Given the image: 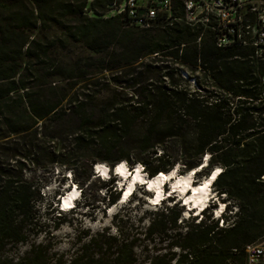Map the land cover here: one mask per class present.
<instances>
[{
    "label": "trees",
    "instance_id": "1",
    "mask_svg": "<svg viewBox=\"0 0 264 264\" xmlns=\"http://www.w3.org/2000/svg\"><path fill=\"white\" fill-rule=\"evenodd\" d=\"M121 2L0 0V264H244L264 237V61L217 48L179 5L140 29L112 13ZM121 162L150 179L218 167L211 188L236 211L215 218L212 202L182 218L171 197L146 226L128 217L114 234L55 237L68 212L40 219L42 174L64 169L80 185ZM116 179L101 180L107 208Z\"/></svg>",
    "mask_w": 264,
    "mask_h": 264
},
{
    "label": "rangeland",
    "instance_id": "2",
    "mask_svg": "<svg viewBox=\"0 0 264 264\" xmlns=\"http://www.w3.org/2000/svg\"><path fill=\"white\" fill-rule=\"evenodd\" d=\"M207 159L208 157L206 156L204 162H206ZM127 169L130 172V169L128 167ZM175 170L176 175L181 176L178 173L177 169ZM193 171L194 170L190 171L189 174L191 172L193 173L190 183L194 186L202 182L206 177L203 176V173L196 176V170L194 171L195 173ZM71 175L68 171L56 167L42 174L44 183H42L43 185L40 192L42 196V203L39 207V216L40 219L43 222L45 221L46 223H48L50 227L52 222L56 221V218L60 216V214L58 213L60 206L61 208H64L62 206L63 199L74 189L77 190V196L72 200L74 208L75 205L79 202L77 208H75L74 210L71 209L70 211L72 212L67 211L68 213L62 215V218H60L62 223L60 222L61 225L59 226V230L57 232L52 231L55 237L57 236L62 239L64 237L66 239H68L69 237L71 238L77 231L85 229H90L91 232H96L102 230L103 228H108L110 232L114 234L117 227L124 226V223L126 222V219L128 217H130V219L133 221H137L138 219H140L143 222L142 225L146 226L148 223V219L152 218L154 216L153 214L156 213V211L160 212L163 208V205L173 206L174 203L179 199L177 197L175 198V202H168V204L164 203L160 207H158V205L151 206L148 203V198L152 197L151 194L146 191L145 187L136 185L135 192L131 197H129L125 201H122L119 198L115 205L107 208V195L112 193L113 190L108 189L105 185L106 183H102V179L97 174L92 176L87 183L79 180L80 185L71 183ZM185 175H188V173L183 174L182 176ZM95 176H97L98 178ZM107 177L108 178H104L105 181L109 179L110 175H107ZM66 178H68L67 181ZM116 180L118 181L120 179L117 178ZM170 188V184L167 183L164 187V191L166 192ZM170 190H172V188ZM211 197H213L216 202L210 200ZM208 200L209 201L207 202V206L208 204L215 202V209H218L219 202L223 203V201L217 200L216 193L211 187ZM84 202L89 204L88 208L81 207ZM224 205L225 204L223 203V206ZM215 209H212L211 213L214 217H217L219 214L216 215L217 213ZM174 210L178 211L179 209L176 206ZM124 211L127 213V215ZM183 211L184 212L181 214L182 218H192L195 215V213L188 211L186 207H184ZM202 212L203 211L198 213V219L202 216ZM207 214H209V212L205 215ZM228 214L229 212H227L226 210L225 215Z\"/></svg>",
    "mask_w": 264,
    "mask_h": 264
},
{
    "label": "built area",
    "instance_id": "3",
    "mask_svg": "<svg viewBox=\"0 0 264 264\" xmlns=\"http://www.w3.org/2000/svg\"><path fill=\"white\" fill-rule=\"evenodd\" d=\"M178 5L183 21L208 29L217 48L248 47L256 59L264 61V0H122L111 7L112 13L125 14L130 25L146 29L159 18L172 21ZM224 225L220 219L219 227ZM244 253V264H264V237L247 245Z\"/></svg>",
    "mask_w": 264,
    "mask_h": 264
},
{
    "label": "bare ground",
    "instance_id": "4",
    "mask_svg": "<svg viewBox=\"0 0 264 264\" xmlns=\"http://www.w3.org/2000/svg\"><path fill=\"white\" fill-rule=\"evenodd\" d=\"M206 159V158H205ZM207 162V161H206ZM96 171L101 174V176H107L106 166L103 164L96 165ZM141 166L136 165L134 167V171L129 176V182L124 184L125 188L121 191L120 199L125 201L129 198L133 187L136 186V183L143 184L146 183L148 190H153V197L149 198L150 202L155 204L161 200L163 194V184L170 179L172 190L177 191L179 198H182L183 205H186V209L191 212H200L207 206L208 197L210 195V183L220 172V168L214 167L215 169L211 172V174L206 177L202 182L197 185H191L190 180H192L193 173L191 172L185 176H175V169H172L169 173H159L156 177L151 179H146L142 171H140ZM198 170V169H193ZM192 171V170H191ZM193 171V172H194ZM113 175H119L121 180L125 179L129 175V170L127 169V165L124 162L118 163L117 166L113 169ZM172 177L174 181L172 182ZM121 184V183H120ZM146 189V190H147ZM189 190V192H187ZM187 192V193H186ZM68 193V192H67ZM186 193V195H184ZM77 196V190H73L71 193H68L67 196L62 201V206L67 208L71 206L72 200ZM73 205V204H72ZM223 203L219 202V207L216 210V215L223 211Z\"/></svg>",
    "mask_w": 264,
    "mask_h": 264
},
{
    "label": "water",
    "instance_id": "5",
    "mask_svg": "<svg viewBox=\"0 0 264 264\" xmlns=\"http://www.w3.org/2000/svg\"><path fill=\"white\" fill-rule=\"evenodd\" d=\"M94 171H96V168H94ZM106 171H107V174L108 175H110V173H112L113 172V169H111V170H109L107 167H106ZM143 173V172H142ZM144 174V173H143ZM166 174V173H165ZM176 175V174H175ZM144 176L146 177V179H150V178H148L145 174H144Z\"/></svg>",
    "mask_w": 264,
    "mask_h": 264
},
{
    "label": "clouds",
    "instance_id": "6",
    "mask_svg": "<svg viewBox=\"0 0 264 264\" xmlns=\"http://www.w3.org/2000/svg\"><path fill=\"white\" fill-rule=\"evenodd\" d=\"M205 163V162H204ZM214 181V180H213ZM224 207H225V205H224Z\"/></svg>",
    "mask_w": 264,
    "mask_h": 264
}]
</instances>
